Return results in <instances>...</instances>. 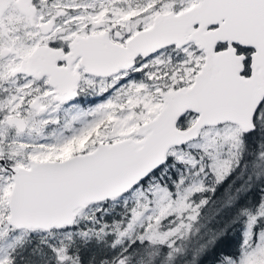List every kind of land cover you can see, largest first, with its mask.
I'll return each instance as SVG.
<instances>
[{"label": "snow or ice", "instance_id": "1", "mask_svg": "<svg viewBox=\"0 0 264 264\" xmlns=\"http://www.w3.org/2000/svg\"><path fill=\"white\" fill-rule=\"evenodd\" d=\"M0 264H264V0H0Z\"/></svg>", "mask_w": 264, "mask_h": 264}]
</instances>
